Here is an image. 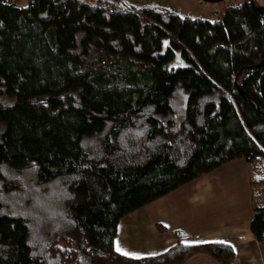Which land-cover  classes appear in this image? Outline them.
<instances>
[{
	"label": "trees",
	"instance_id": "trees-1",
	"mask_svg": "<svg viewBox=\"0 0 264 264\" xmlns=\"http://www.w3.org/2000/svg\"><path fill=\"white\" fill-rule=\"evenodd\" d=\"M8 1L0 264H233L225 243L131 258L114 239L126 215L233 160H264V7L233 1L209 20L120 0ZM250 185L262 242L264 181Z\"/></svg>",
	"mask_w": 264,
	"mask_h": 264
},
{
	"label": "crops",
	"instance_id": "crops-1",
	"mask_svg": "<svg viewBox=\"0 0 264 264\" xmlns=\"http://www.w3.org/2000/svg\"><path fill=\"white\" fill-rule=\"evenodd\" d=\"M264 165V162H262ZM257 164V165H256ZM253 168L258 174L264 173L261 163ZM263 168V169H262ZM252 165L243 159L233 160L218 169L203 175L195 182L182 186L169 194L145 205L123 217L124 225L135 224L137 233L148 226L152 238L140 246L126 245L114 239V248L119 245L121 252L128 257L141 258L165 252L177 241L184 244L225 243L233 248V264H264V240L258 242L250 233L249 224L253 216L250 198ZM259 169V170H258ZM262 169V170H261ZM258 181H264L260 179ZM230 190L233 192L230 193ZM193 211L197 212L194 213ZM199 213V214H198ZM193 214V215H192ZM191 215L194 220L201 217L194 225L179 222ZM146 217L141 219V217ZM146 224H149L146 226ZM166 228L160 231L155 225ZM143 226V227H140ZM118 227V224H117ZM173 231H179L175 236ZM117 234V231H116ZM150 234V236H151ZM136 236V235H133ZM186 264H217L205 255H195Z\"/></svg>",
	"mask_w": 264,
	"mask_h": 264
},
{
	"label": "rangeland",
	"instance_id": "rangeland-1",
	"mask_svg": "<svg viewBox=\"0 0 264 264\" xmlns=\"http://www.w3.org/2000/svg\"><path fill=\"white\" fill-rule=\"evenodd\" d=\"M31 0H9V3L14 4L17 7H25ZM233 1H239V0H120L121 3L141 7V6H151L158 8L160 10H167L171 11L173 13H176L178 15L182 16H188V17H195V18H201V19H209L214 20L218 17L220 11L223 9V7L231 4ZM256 4L259 6L264 7V0H255ZM264 160H260L259 163L262 164L260 167L264 168L263 163ZM257 165V164H256ZM256 165H252L251 169V177L254 181H258L261 177V179H264V173L258 174V171L253 168ZM262 168V169H263ZM261 169V170H262ZM259 170V169H258ZM233 191L230 190V193ZM143 209L139 210L142 211ZM194 213H197L193 211ZM134 213H131L130 216H133ZM199 214V213H198ZM193 215V214H192ZM129 216V215H128ZM146 217H141V219H145ZM199 220H201V217L199 215V218L194 220L191 215L185 216L182 220H179L180 223L184 225H194V223H197ZM126 221V220H124ZM118 222L117 227V234L116 239L121 242H125L126 245L131 247L134 246H140L144 242L148 241L150 238H152L151 231L157 232L152 226L146 227L144 230L141 228L142 231L138 232L136 231V225L130 224L124 225L122 228V222ZM149 224H146V226ZM143 227V226H140ZM151 234V236H150ZM136 235V236H133ZM121 254V253H120ZM123 255V254H122Z\"/></svg>",
	"mask_w": 264,
	"mask_h": 264
},
{
	"label": "snow or ice",
	"instance_id": "snow-or-ice-1",
	"mask_svg": "<svg viewBox=\"0 0 264 264\" xmlns=\"http://www.w3.org/2000/svg\"><path fill=\"white\" fill-rule=\"evenodd\" d=\"M222 243V242H221ZM118 252H121V249H120V247H119V245H117V249H116ZM122 254L123 255H128V253L127 252H122Z\"/></svg>",
	"mask_w": 264,
	"mask_h": 264
}]
</instances>
